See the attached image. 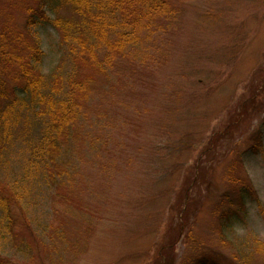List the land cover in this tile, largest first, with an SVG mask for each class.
<instances>
[{"label":"rangeland","instance_id":"obj_1","mask_svg":"<svg viewBox=\"0 0 264 264\" xmlns=\"http://www.w3.org/2000/svg\"><path fill=\"white\" fill-rule=\"evenodd\" d=\"M173 2L178 19L149 35L142 64L98 83L111 90L100 112L90 105L83 135L98 139L99 159L76 135L79 159L50 183L27 149L42 126L15 130L0 153L12 220L8 233L0 206L1 264H224L215 253L236 264L232 252L264 264V251L250 256L254 239L264 242V0ZM38 3L0 0V25L22 27ZM32 32L49 78L63 55L59 34Z\"/></svg>","mask_w":264,"mask_h":264},{"label":"trees","instance_id":"obj_2","mask_svg":"<svg viewBox=\"0 0 264 264\" xmlns=\"http://www.w3.org/2000/svg\"><path fill=\"white\" fill-rule=\"evenodd\" d=\"M38 1V6L27 7L22 27L5 22L0 25V153L9 145L17 127H22L20 135L23 136L33 131V123L40 124L37 142L28 144L27 149L33 155L34 166L37 162L41 164L46 170V179L53 183V179L59 181L56 177L63 176V170L73 162L69 158L79 159L74 156L78 154L77 147L84 145L82 141L91 147L92 159H99L92 149L98 139L85 137L83 132L91 106L100 105L104 94L111 90L109 85L101 91L100 79L105 80L110 73L119 75L133 61L142 64V57L148 51L149 35L177 21L179 11L173 0ZM46 9L51 11L52 17L47 15ZM39 25H51L63 45L59 66L49 78L42 73L43 49L32 32L33 27ZM126 64L129 65L124 68ZM67 65L71 70L65 73ZM96 111L100 112L95 108ZM97 118L94 117V123L100 120ZM76 135H81V143L75 139ZM251 150L261 152L258 146ZM237 181L232 182L241 185L249 195L252 193L248 185ZM5 205L7 201L2 198L4 227L9 233L12 220ZM219 239V248L223 250L227 240L222 233ZM253 243L250 256L264 251V242L254 239ZM215 254L217 259L226 261L224 264H230L224 255ZM229 255L236 264H250L245 258L238 259L233 252ZM195 262L220 264L213 257Z\"/></svg>","mask_w":264,"mask_h":264}]
</instances>
